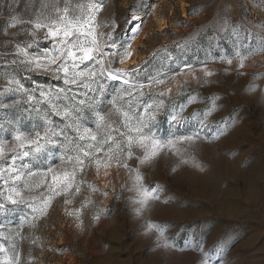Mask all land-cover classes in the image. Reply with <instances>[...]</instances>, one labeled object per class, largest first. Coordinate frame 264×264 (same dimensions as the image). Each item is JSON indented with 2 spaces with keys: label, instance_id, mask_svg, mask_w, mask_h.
I'll return each instance as SVG.
<instances>
[{
  "label": "rangeland",
  "instance_id": "1",
  "mask_svg": "<svg viewBox=\"0 0 264 264\" xmlns=\"http://www.w3.org/2000/svg\"><path fill=\"white\" fill-rule=\"evenodd\" d=\"M41 2L20 0L12 13L0 9V43L9 37L25 38L22 27L9 26L10 16L23 13L26 4L31 12ZM81 2L89 0H73ZM243 2L244 8L241 0H105L97 17V23L104 26L97 32H112L107 25L118 22L114 36L127 47L124 62L132 51L130 18H141L138 48L127 67L119 55L104 59L112 61L113 70L131 72L130 79L140 83L164 74L160 77L164 84L142 89L143 99L152 96L165 101L156 117L163 137L169 135L165 113L173 102H186L190 95L196 102L187 103L185 117L202 115L212 105L210 98L219 97L208 116L213 131L194 144L180 142L162 150L144 166L135 157L127 161L128 167L113 162L110 167L101 166L98 173L95 164L86 166L70 190L54 197L35 227L20 226L26 208L0 214V245L5 249L0 251V264H200V240L203 252H211L219 264H264V51L257 50L261 43L257 37L264 35V0ZM224 15L234 24L245 17V28L252 33L251 45L243 49L251 54L242 67L239 58L227 62L234 54L235 38L230 33L212 39L217 17ZM98 41L105 51H113L106 46V35L98 36ZM50 44V40L42 41L40 47ZM32 78L60 83L51 73H33ZM3 84L0 78V87ZM161 91L165 92L162 97ZM3 99L7 102L13 97ZM17 107L0 109V122L8 130L5 138L12 131L10 122L20 114ZM31 123L25 120L24 126ZM195 127L193 119L182 131ZM180 160L187 162L176 168ZM50 165L57 174L69 167L60 163L59 150L33 165L37 175L25 178L31 190L24 195L30 202L39 205L42 196L48 195L42 185L51 183L53 173L45 177L43 171ZM137 167L145 187L154 186L159 193V199L149 201L141 212L133 187ZM5 187L0 179V191ZM149 224L158 227L150 230ZM160 230L176 247H165L163 239L157 240ZM185 242L190 246L185 247Z\"/></svg>",
  "mask_w": 264,
  "mask_h": 264
},
{
  "label": "snow or ice",
  "instance_id": "2",
  "mask_svg": "<svg viewBox=\"0 0 264 264\" xmlns=\"http://www.w3.org/2000/svg\"><path fill=\"white\" fill-rule=\"evenodd\" d=\"M104 2L89 0L85 4L63 0L61 5L60 0H42L38 8L32 7L31 12L26 4L23 13L10 16L9 26L22 27L25 38L14 36L0 43V49H3L0 56L4 57L0 59V78L4 80L0 87V109L18 106L20 113L16 121L10 122L12 131L8 138L4 137L8 130L0 122V179L6 185L0 191V214L7 216L10 211L28 209L21 217L20 226L28 224L35 227L39 216L46 213L54 197L70 190L76 183L77 174L83 172L86 166L95 164L98 173L101 166L107 168L113 162L128 167L127 161L134 157L140 166H144L151 164L162 150L172 149L180 142L194 144L209 138L208 133L213 131L208 116L217 107L219 97L210 98L212 105L202 115L194 113L185 117L183 112L187 103L196 102V98L190 95L186 102H173L171 109L165 113L169 135L163 137L156 117L164 110L165 101L152 96L143 99L145 94L142 89L164 84L165 79L160 78L164 74L140 83L130 79L131 72L113 70L112 61H105V57L119 55L120 63H123L128 53L126 45L114 36L118 22L107 25L112 32H97L98 27L104 26L97 23ZM19 6L20 0H0V9L6 8L9 13ZM240 6L245 7L243 0ZM244 19L242 17L234 24L227 15L218 16V28L212 37L215 39L221 33H230L235 38L234 54L227 58V62L231 64L233 58H239L241 67L251 54L243 50L246 45H251L252 36L245 28ZM41 31L43 34L38 36ZM261 31L264 32V28ZM104 35L108 40L106 46L113 49L111 52L105 51V45L98 41V36ZM257 39L261 42L257 50L264 51V35ZM49 40V47H40L42 41ZM9 56L10 60L7 59ZM185 67L191 68V65ZM41 72L51 73L52 79L60 83L46 84L32 78L33 73ZM8 95L13 99L5 102L3 97ZM158 95L162 97L165 92L161 91ZM193 119L196 127L182 131ZM25 120L32 123L25 127ZM219 134L217 130L216 135ZM54 150H59L60 163L69 167L62 174L55 173L52 165L43 170L45 177L47 173L53 175L50 184L42 185L48 195L42 196L37 205L24 195L31 190L25 178L35 177L38 169L33 170L32 166L48 160ZM186 162L180 160L175 167ZM192 163L199 167L194 160ZM135 172L133 187L138 193L136 202L141 205L137 211L141 212L149 201L159 199V193L154 186L145 187L139 167ZM76 190L79 191V188ZM148 227L151 230L158 226L149 224ZM161 239L165 247H176L168 242L163 230L157 236L158 241ZM203 243V240L197 242V250L202 253L200 264H219V258L214 260L211 252H203ZM189 246L185 242V247ZM4 250L0 245V251Z\"/></svg>",
  "mask_w": 264,
  "mask_h": 264
},
{
  "label": "bare ground",
  "instance_id": "3",
  "mask_svg": "<svg viewBox=\"0 0 264 264\" xmlns=\"http://www.w3.org/2000/svg\"><path fill=\"white\" fill-rule=\"evenodd\" d=\"M156 5L153 6V10L156 11ZM135 19H131V23H130V34L128 36V40H131L132 41V51L130 52L129 56L127 57L126 61L124 62V65L125 67H127L128 63L130 61H132L134 55H135V51L137 50L138 48V44H139V39L138 37L136 36L138 33H139V29H140V26H141V18L139 17V15H135L134 16ZM158 23L159 24H162V21L161 20H158ZM104 177L107 175V174H102Z\"/></svg>",
  "mask_w": 264,
  "mask_h": 264
}]
</instances>
